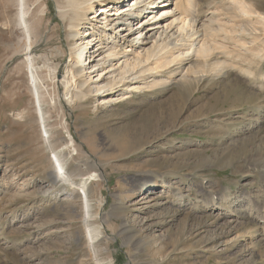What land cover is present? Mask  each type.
I'll return each mask as SVG.
<instances>
[{"label": "rangeland", "instance_id": "obj_1", "mask_svg": "<svg viewBox=\"0 0 264 264\" xmlns=\"http://www.w3.org/2000/svg\"><path fill=\"white\" fill-rule=\"evenodd\" d=\"M57 7L0 0V264H264V98H248L255 89L230 76L228 85L170 84L70 107L57 77L77 43ZM70 137L74 149L62 145ZM66 147L74 184L55 177L54 152ZM213 193L233 212L230 232L205 219Z\"/></svg>", "mask_w": 264, "mask_h": 264}, {"label": "bare ground", "instance_id": "obj_2", "mask_svg": "<svg viewBox=\"0 0 264 264\" xmlns=\"http://www.w3.org/2000/svg\"><path fill=\"white\" fill-rule=\"evenodd\" d=\"M21 1L24 3V0ZM257 1L58 0L56 12L64 28L63 34L75 45L77 43V48L68 49L69 63L64 73L60 72L57 77L58 84L63 85L62 99L70 107L88 98L100 105L111 106L133 92L170 84L178 85L183 91H192L200 83L203 85V81L227 84L233 80L229 79L230 76L240 84L242 81L241 85L246 81L255 89L245 88L248 98H264V9ZM26 49L27 60L31 61L30 42ZM30 76H33L34 83L37 82L34 73ZM261 111L258 109L255 115L259 116ZM258 120H254L253 129L258 126ZM239 133L238 136L241 135ZM253 136L250 133V136L241 139L237 137L233 143L249 140ZM69 142L74 149L72 137L66 138L62 145L68 146ZM65 149L54 152L55 177L74 184L62 165V158L69 147ZM84 165L102 170V165L95 160L90 164L84 161ZM83 170L80 166L77 175H81ZM156 186L159 185L154 182L146 185L147 188ZM80 187L86 196L85 183ZM20 191L14 195L20 196ZM179 193L175 192L177 201L183 197ZM221 199L215 193L206 195L201 206L209 212L205 219H210L209 223L216 229L225 223L231 225L236 222L225 221V218H231L233 212L223 206L227 199ZM206 223L209 225L208 221ZM151 226L147 230L151 231ZM235 226L231 225L228 232ZM261 232H264L263 229ZM213 234L209 236L210 241L219 237Z\"/></svg>", "mask_w": 264, "mask_h": 264}]
</instances>
